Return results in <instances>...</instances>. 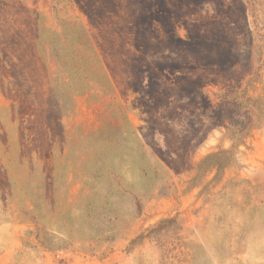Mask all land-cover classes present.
Listing matches in <instances>:
<instances>
[{
	"label": "rangeland",
	"instance_id": "obj_1",
	"mask_svg": "<svg viewBox=\"0 0 264 264\" xmlns=\"http://www.w3.org/2000/svg\"><path fill=\"white\" fill-rule=\"evenodd\" d=\"M112 4L125 14L129 27L149 28L150 35L160 37L157 59L166 63L174 58L185 65L180 71H165V76L184 83L176 92L186 107L164 104L150 111L141 89L115 83L82 91L78 79L70 80L44 31L86 29L97 46L91 19L102 24L115 15L101 0H0V264H264V0ZM98 52L97 64L108 70V58ZM67 64L83 66L77 60ZM206 65L218 69L210 74L190 68ZM194 74L220 80L188 78ZM242 91L258 100V127L237 148L234 166L217 178L208 175L205 186L189 187L186 181L195 164L231 147L228 131L248 121V110L237 105ZM198 121L199 129L192 126ZM110 124L135 127L147 156L138 153L142 146L130 136L115 151L107 135L98 133ZM197 137L201 139L188 151L180 148ZM127 143L134 152L127 150ZM112 153L115 166L137 186L147 180L143 167L157 170L155 188L146 192L140 214L124 217L120 234L110 241L70 242L52 251L42 247L28 234L32 226L21 213L29 199L40 201L33 188L45 186L41 173L86 171ZM63 185L57 181L58 187ZM82 186L81 180L72 183V197L61 208L76 217L88 211L96 215L95 205L103 206L105 200L90 198V205L78 199ZM113 208L123 215L134 213L135 205L128 198ZM46 213L50 230L58 232L54 214ZM165 218L174 221L149 233ZM138 235L143 237L133 241Z\"/></svg>",
	"mask_w": 264,
	"mask_h": 264
},
{
	"label": "trees",
	"instance_id": "obj_2",
	"mask_svg": "<svg viewBox=\"0 0 264 264\" xmlns=\"http://www.w3.org/2000/svg\"><path fill=\"white\" fill-rule=\"evenodd\" d=\"M101 1L103 7L107 9L106 11L115 12V15L105 17L106 23L102 24L94 18L91 19L94 28L97 30V46L91 42V36L86 29L75 30L73 27H68V29L66 28L61 33L50 29L44 31V40L48 42L53 55L65 66L70 80L73 82L78 79L80 81L79 88L82 91H88L97 87L110 88L115 83L133 87L138 91L141 89L148 98L149 105H151L150 111H154L159 108V105L164 104L167 106L172 105L174 108L186 107L185 104H181L182 97L176 92V89L184 88V83L170 82L165 76V71H180L185 68V65H180L178 60L175 61L174 58L166 61V63L157 59L156 57L160 55L157 49L160 48L162 43L157 42L160 37L150 35L149 28L134 30V28L129 27L130 25L127 22L125 14L117 11L116 6L112 4L113 0ZM130 35L134 38L133 42L130 41ZM152 48L155 49L153 52L150 51ZM98 50L108 58V61H105L108 70L101 64H97V62H100ZM67 60H77L83 66L70 68L68 67ZM91 61L96 62L93 65H89ZM218 62L221 63V61ZM190 68L207 69L210 74H213L218 69L214 65H206L205 67L192 66ZM142 73L145 75H142ZM210 74H194L188 78L211 79L214 82L220 80L218 77H211ZM191 87L198 90V87L194 84ZM199 92L202 94L200 89ZM257 101L255 97L246 95V91L240 93L237 105L239 109L248 110L244 113V115L248 116V121L239 127H235L232 131H228L230 133L229 138L232 141L231 147L221 148L218 151L209 153L195 164L194 174L186 181L189 187L205 186V179L208 175L213 174L214 178H217L222 171L237 163V148L240 145H246L254 129L258 127L259 121H257L256 114ZM201 125L202 123H199V121L192 124V126L198 127L197 129ZM112 129L116 131L115 134L109 132ZM158 131L160 134H163L165 129L159 127ZM98 133L107 135L115 151H120V145L125 141L129 143V136L133 137L142 146L141 150H138V153L143 157L147 156L137 129L131 125L129 130H125L121 125L110 124ZM202 137L203 135L201 134ZM201 138L197 137L195 140L182 141L183 143L180 148L188 151L189 146H194ZM176 142L174 141L172 144ZM128 143L127 150L134 152L135 150ZM113 153L106 158L97 159L93 167L86 171H69L65 174H61L55 170L40 172L41 176H43V182L45 181V186L37 187L36 185L33 188L34 191H37L36 195L40 201L29 199V205L22 204L21 213L23 218L32 226L28 230V234L34 235L42 247L52 251L61 249L70 242H87L97 239L110 241L120 234L121 227L119 223L124 217L140 214L142 210L141 201L145 198L146 192L152 191L155 188L157 170L152 167H141L143 176L147 177V180L142 185L137 186V184L128 179L127 173L115 166L116 159L115 157L113 158ZM187 155H189L190 160V153H187ZM140 161L141 157L138 162L140 163ZM180 164L186 168L184 162ZM33 170L35 173H38V170L34 168ZM76 180H81L83 184L78 192V199L88 200L89 202L90 198L100 201L105 200L103 206L95 205V208L99 207L97 208L98 213L96 211V215L88 211L86 215L76 217L72 215L71 211L62 210V202H68L72 197L70 189L72 183ZM57 181L63 182V187H58ZM105 187L107 190L106 195H104ZM128 198L135 205L134 213H123L121 215L120 210L113 207L120 200ZM89 204L94 205L93 202ZM50 206L56 209H50ZM46 210L52 212L57 219L56 226L58 232L50 230ZM172 221L174 220L171 218L162 219L158 225L150 229L149 233H156L162 230ZM142 237L143 235H138L133 241Z\"/></svg>",
	"mask_w": 264,
	"mask_h": 264
}]
</instances>
